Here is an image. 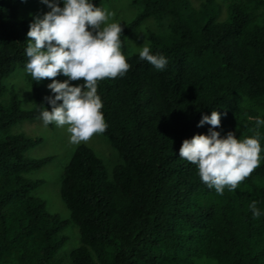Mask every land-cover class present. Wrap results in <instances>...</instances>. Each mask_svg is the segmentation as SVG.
I'll return each mask as SVG.
<instances>
[{"label":"trees","instance_id":"trees-1","mask_svg":"<svg viewBox=\"0 0 264 264\" xmlns=\"http://www.w3.org/2000/svg\"><path fill=\"white\" fill-rule=\"evenodd\" d=\"M22 2L0 0V97H8L0 104V264H59L69 221L46 212L32 194L42 180L27 175L52 156L27 157L41 138L10 131L41 120L51 105L30 74L29 109L3 83L28 59L32 20L19 16ZM190 3L131 0L141 8L121 24L120 37L130 68L97 88L108 125L101 134L121 163L109 176L92 149L78 144L60 174V198L79 233L72 264H264V215L249 208L256 200L264 210V125L257 129L254 119L264 118V0ZM215 3L227 5L216 10ZM147 18L161 29L145 35L150 50L168 60L161 70L128 53V35ZM212 110L221 113V136L258 131L261 143L259 164L222 195L179 157L184 139L213 127H197Z\"/></svg>","mask_w":264,"mask_h":264},{"label":"clouds","instance_id":"clouds-1","mask_svg":"<svg viewBox=\"0 0 264 264\" xmlns=\"http://www.w3.org/2000/svg\"><path fill=\"white\" fill-rule=\"evenodd\" d=\"M41 2L50 10L35 16L29 24L24 49L28 59L24 70L33 81L51 79L47 88L54 95L45 98L51 110L44 107L40 112L43 123L66 126L70 143L87 141L108 126L101 111L103 103L97 90L98 81L124 76L130 68L121 51V22L112 20L114 13L95 6L93 0ZM138 55L157 70L168 63L162 53L154 54L145 42L139 47ZM58 75L67 79H55ZM81 78L83 83H71ZM254 119L257 129L264 125V118L256 116ZM205 124L213 127L207 134L184 139L179 157L195 164L201 181L222 195L225 187L236 189L259 164L260 135L257 131L240 139L229 131L221 136L215 130L221 124V113L216 110L210 115L202 114L197 127ZM257 205L256 200L249 204L254 217L264 215V210Z\"/></svg>","mask_w":264,"mask_h":264},{"label":"rangeland","instance_id":"rangeland-1","mask_svg":"<svg viewBox=\"0 0 264 264\" xmlns=\"http://www.w3.org/2000/svg\"><path fill=\"white\" fill-rule=\"evenodd\" d=\"M200 0H191L190 5L197 8ZM226 1V0H221ZM226 7V3H222ZM215 3L216 10L222 6ZM62 6V5H61ZM95 6H102L111 10L114 15L112 20L120 21L121 24L130 20L141 8L140 5L131 4V0H102ZM48 7L41 0H23L19 7V16L32 20L35 16H42L49 11ZM226 15V11H225ZM152 29L161 31L153 18H147L127 37L128 53L139 52V47L147 43L146 30ZM28 73L24 68L15 69L7 78L4 85L9 88L13 86L19 100L21 108L32 107V94L30 83L27 79ZM55 79L63 81L67 77L58 75ZM51 82L50 78H43L39 84L42 91L47 95H54L47 88ZM73 85L83 83L80 80L71 81ZM7 94L0 97V104H6ZM57 103H60L59 101ZM11 133H21L27 137H40L41 142L28 149L25 155L29 158H43L52 156L51 161L37 170L29 172L27 175L33 179H40L42 183L32 191V194L43 201L46 212L56 215L61 221H69L62 229L66 241L57 251V256H61L59 264H72L69 253L80 245L77 226L70 221L69 211L60 198V174L65 164L68 163L75 147L84 144L103 161L109 176L115 165L121 163V159L116 151L109 145L107 139L101 133H94L87 141L73 144L69 142V133L66 126H57L52 122V127H48L41 120H24L10 129Z\"/></svg>","mask_w":264,"mask_h":264}]
</instances>
